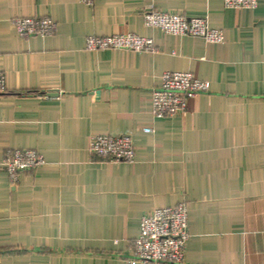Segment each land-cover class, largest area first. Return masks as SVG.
<instances>
[{
    "label": "crops",
    "instance_id": "1",
    "mask_svg": "<svg viewBox=\"0 0 264 264\" xmlns=\"http://www.w3.org/2000/svg\"><path fill=\"white\" fill-rule=\"evenodd\" d=\"M149 8L206 17L224 40L146 27ZM18 18L56 31L22 38ZM127 33L156 52L86 49L88 36ZM0 71V264H128L143 216L180 203L186 264H264V0L238 11L223 0H0ZM165 72L209 91L156 119ZM95 135L131 137L136 163L91 154ZM15 150L45 163L13 186L3 163Z\"/></svg>",
    "mask_w": 264,
    "mask_h": 264
},
{
    "label": "built area",
    "instance_id": "2",
    "mask_svg": "<svg viewBox=\"0 0 264 264\" xmlns=\"http://www.w3.org/2000/svg\"><path fill=\"white\" fill-rule=\"evenodd\" d=\"M91 7L94 0H80ZM260 0H223L224 8L231 10H255ZM144 24L161 30L165 35L201 38L207 43L219 44L224 40L222 30L212 28L206 17H188L149 8L143 13ZM22 38L47 37L56 31V23L49 18H18L13 21ZM86 49L89 51H130L155 53L156 46L151 38L136 34L111 36H88ZM209 91V84L195 78L189 72H165L161 84L152 89V114L156 119L183 116L188 110V101ZM6 93V80L0 71V96ZM152 133V128H145ZM88 150L91 154L112 163H136L134 141L129 136L95 135L90 138ZM44 159L33 150L9 151L3 163L10 183L16 186L20 174L37 169ZM190 238L188 207L180 203L175 207L159 208L143 216L140 235L134 242L133 256L128 264H186V244Z\"/></svg>",
    "mask_w": 264,
    "mask_h": 264
}]
</instances>
